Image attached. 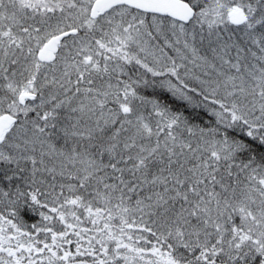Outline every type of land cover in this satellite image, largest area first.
Returning a JSON list of instances; mask_svg holds the SVG:
<instances>
[{
    "label": "snow or ice",
    "instance_id": "snow-or-ice-1",
    "mask_svg": "<svg viewBox=\"0 0 264 264\" xmlns=\"http://www.w3.org/2000/svg\"><path fill=\"white\" fill-rule=\"evenodd\" d=\"M0 264H264V0H0Z\"/></svg>",
    "mask_w": 264,
    "mask_h": 264
}]
</instances>
